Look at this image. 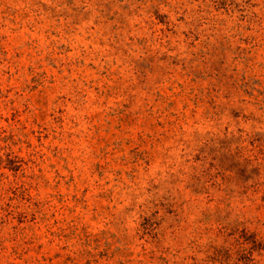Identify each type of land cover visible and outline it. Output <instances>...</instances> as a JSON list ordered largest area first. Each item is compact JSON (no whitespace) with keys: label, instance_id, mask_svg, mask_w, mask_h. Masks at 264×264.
I'll return each mask as SVG.
<instances>
[{"label":"rangeland","instance_id":"obj_1","mask_svg":"<svg viewBox=\"0 0 264 264\" xmlns=\"http://www.w3.org/2000/svg\"><path fill=\"white\" fill-rule=\"evenodd\" d=\"M0 264H264V0H0Z\"/></svg>","mask_w":264,"mask_h":264}]
</instances>
